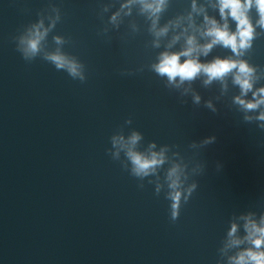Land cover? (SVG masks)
<instances>
[{"label": "clouds", "instance_id": "1", "mask_svg": "<svg viewBox=\"0 0 264 264\" xmlns=\"http://www.w3.org/2000/svg\"><path fill=\"white\" fill-rule=\"evenodd\" d=\"M114 4L115 0L101 3L98 12L103 27L98 30L97 35L106 42L111 41V32H118L124 17L132 15L134 6H139V13L151 21L148 31L153 37L152 48H160L161 38L168 35L170 28H180L185 19L178 17L163 27H158L161 14L167 10L169 0H121L119 7L112 11ZM212 7L218 9L219 21L210 17L203 5L198 7L196 0H192V11L186 18L188 26L174 34L165 50L160 51L155 60L146 67L164 80L165 87L170 90H180L188 84L189 87L180 92V102L186 103L183 97L191 92L192 103L197 106L201 104V96L191 89L193 82L203 78L204 87L218 82L222 92H226L230 79L239 89V94L233 97L232 103L243 114V122L254 123L260 130H264V86L256 87L257 82L264 78V72L260 71L259 65L246 58L253 50L255 41L264 38V0H216ZM253 10L258 17L255 20L252 17ZM109 13L111 14L104 23V16ZM193 13L203 15L202 25H196ZM37 16L36 21L24 26L19 34L12 38L22 59L31 63L40 58L53 65L57 71L66 72L71 79L86 83V65L77 56L64 51V46L72 43L70 37L53 35L52 42L55 47H48L49 34L62 21L61 8L49 3ZM229 21L234 23V30ZM139 32V26L133 23L127 35L134 36ZM197 34L206 42L201 43ZM181 38L184 40L181 50L172 51ZM217 46L229 50L231 55H217L206 62L201 60V57L207 58ZM144 68L145 66L141 65L135 70L123 69L120 74L131 76L143 72ZM249 93L251 98H248ZM204 107L212 113L218 112L211 100L205 101ZM132 123L131 117L124 121V125ZM216 140V135H209L199 141H191L188 148L193 150V155L186 157L178 150V144L158 145L152 140L144 146L142 132L132 129L125 134L121 126L109 137L111 147L106 149V152L114 161L120 163L124 171L139 181L138 188L143 189L144 181L147 180L148 184L154 185V195L159 197L163 194L164 199L169 201V219L175 223L182 208L198 188L195 177L205 173V162L196 159V156L201 149L214 144ZM221 167L222 165L217 163V170ZM238 220L243 221V235H240L241 224ZM222 244L218 249L219 259L216 264H264V211L257 213L249 210L232 219ZM233 251L234 254L229 255Z\"/></svg>", "mask_w": 264, "mask_h": 264}]
</instances>
